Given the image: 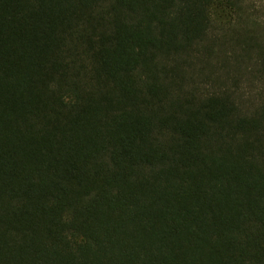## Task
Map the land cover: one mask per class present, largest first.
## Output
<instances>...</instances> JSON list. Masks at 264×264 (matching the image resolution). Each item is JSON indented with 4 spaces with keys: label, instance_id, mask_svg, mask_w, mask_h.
<instances>
[{
    "label": "trees",
    "instance_id": "16d2710c",
    "mask_svg": "<svg viewBox=\"0 0 264 264\" xmlns=\"http://www.w3.org/2000/svg\"><path fill=\"white\" fill-rule=\"evenodd\" d=\"M0 264H264V0H0Z\"/></svg>",
    "mask_w": 264,
    "mask_h": 264
}]
</instances>
